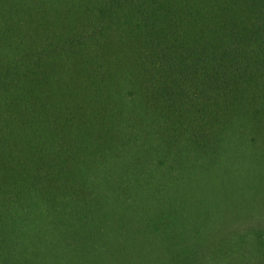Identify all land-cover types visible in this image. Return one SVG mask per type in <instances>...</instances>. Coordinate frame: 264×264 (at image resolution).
<instances>
[{
	"label": "trees",
	"instance_id": "trees-1",
	"mask_svg": "<svg viewBox=\"0 0 264 264\" xmlns=\"http://www.w3.org/2000/svg\"><path fill=\"white\" fill-rule=\"evenodd\" d=\"M263 222L264 0H0V264H264Z\"/></svg>",
	"mask_w": 264,
	"mask_h": 264
},
{
	"label": "rangeland",
	"instance_id": "rangeland-1",
	"mask_svg": "<svg viewBox=\"0 0 264 264\" xmlns=\"http://www.w3.org/2000/svg\"><path fill=\"white\" fill-rule=\"evenodd\" d=\"M233 239H235V238H233ZM228 253L231 254V255L235 254L236 253L235 247H233V246L230 247V249L228 250Z\"/></svg>",
	"mask_w": 264,
	"mask_h": 264
}]
</instances>
